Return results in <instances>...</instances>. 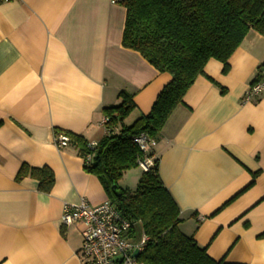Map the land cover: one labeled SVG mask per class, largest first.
Segmentation results:
<instances>
[{
    "label": "crops",
    "instance_id": "0c3cea01",
    "mask_svg": "<svg viewBox=\"0 0 264 264\" xmlns=\"http://www.w3.org/2000/svg\"><path fill=\"white\" fill-rule=\"evenodd\" d=\"M125 19L113 0H0V264L84 263L82 225L62 224L64 204L109 198L77 149L59 148L54 133L98 141L103 109L121 91L134 95L130 124L172 79L124 47ZM229 64L224 74L221 61H208L154 154L180 230L213 259L264 264V94L243 101L264 66V36L250 30ZM22 164L49 167L51 191L30 176L17 181ZM142 172L125 174L137 182Z\"/></svg>",
    "mask_w": 264,
    "mask_h": 264
},
{
    "label": "trees",
    "instance_id": "16d2710c",
    "mask_svg": "<svg viewBox=\"0 0 264 264\" xmlns=\"http://www.w3.org/2000/svg\"><path fill=\"white\" fill-rule=\"evenodd\" d=\"M126 8L122 44L139 51L161 72L170 73L171 81L159 94L148 114H140L132 123L125 119L136 108L134 95L119 93L117 105L103 109L106 133L91 146L80 134L57 129L70 137L84 159V169L96 175L108 198L132 222L134 237H148L138 260L145 264H245L213 259L193 237L184 234L180 208L159 174V158L142 172L134 190L119 186L123 174L138 167L140 149L133 136L146 132L158 140L174 109L196 79L205 73L210 59L230 70L229 60L250 30L264 36V0H120ZM259 73L251 84L263 79ZM221 91L225 88L220 86ZM92 158L86 162V156ZM33 177L39 190L49 193L55 183L47 167L22 164L16 180ZM116 189L121 191L116 194ZM259 237L264 238V232ZM83 264H92L85 262Z\"/></svg>",
    "mask_w": 264,
    "mask_h": 264
},
{
    "label": "built area",
    "instance_id": "2783aa9c",
    "mask_svg": "<svg viewBox=\"0 0 264 264\" xmlns=\"http://www.w3.org/2000/svg\"><path fill=\"white\" fill-rule=\"evenodd\" d=\"M5 2L11 0H2ZM119 2L120 0H113ZM264 94V77L251 84L246 91L243 101L252 102ZM108 118L103 116L101 123L106 125ZM106 130V127H105ZM54 143L59 147L70 145V137L64 132L54 133ZM138 145L140 155L137 158L138 167L149 170L155 159L157 139L146 132L136 134L132 138ZM91 146H96L97 141H90ZM91 154L86 156V162L91 160ZM62 224L82 225V247L80 255L83 262L92 264H145L138 260L134 251L139 254L144 250L148 237L141 234L134 237L132 230L134 222L127 218L110 199L98 205L90 204L82 199L77 204L65 203L62 213Z\"/></svg>",
    "mask_w": 264,
    "mask_h": 264
},
{
    "label": "rangeland",
    "instance_id": "374dc122",
    "mask_svg": "<svg viewBox=\"0 0 264 264\" xmlns=\"http://www.w3.org/2000/svg\"><path fill=\"white\" fill-rule=\"evenodd\" d=\"M134 169H137V167L136 168H132V169H129V170H134ZM139 170V169H138ZM128 171V170H127ZM126 171V172H127ZM125 172V173H126ZM123 174V176H122V178H120L119 179V181H118V184L120 185V186H122L123 188H125V189H131V190H133V189H135V187H137V184H138V181H139V178H140V176L138 177V180H137V182H134V180H133V182H131V181H129L127 178H128V176L126 177V174ZM121 180H123V183H121L120 181ZM133 183V184H132ZM136 185V186H135Z\"/></svg>",
    "mask_w": 264,
    "mask_h": 264
},
{
    "label": "water",
    "instance_id": "95a60500",
    "mask_svg": "<svg viewBox=\"0 0 264 264\" xmlns=\"http://www.w3.org/2000/svg\"><path fill=\"white\" fill-rule=\"evenodd\" d=\"M115 192H116L117 195H120L121 194V191L119 189H116ZM134 255H137L138 256L139 255V251L138 250H135L134 251Z\"/></svg>",
    "mask_w": 264,
    "mask_h": 264
}]
</instances>
